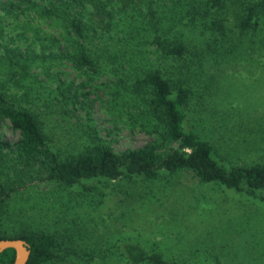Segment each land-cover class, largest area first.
<instances>
[{"label": "trees", "instance_id": "trees-1", "mask_svg": "<svg viewBox=\"0 0 264 264\" xmlns=\"http://www.w3.org/2000/svg\"><path fill=\"white\" fill-rule=\"evenodd\" d=\"M22 15L52 20L66 34L63 40L52 38L49 43L35 37L39 48L34 41L13 45L0 40V126L8 121L18 134L11 142L3 139L0 130V239L25 240L30 248L26 264H60L67 255L79 256L69 243L72 233L58 236L30 222L18 226L6 221L12 209L20 208L10 205L12 193L36 182L64 187L81 183L86 192L78 201L88 207L99 206L104 194L96 186L83 184L84 180L119 179L121 185L114 193L122 196L129 194L126 189L137 180L154 181L181 170L190 171L201 182H216L248 195L264 192L263 162L226 167L217 159L215 142L184 127L194 98L188 73L195 70L202 75L214 68L209 74L214 80L228 63L221 50L234 36L254 32L263 47L264 0H0V20H18ZM2 35L0 28V39ZM122 42L131 45L127 62L117 59L118 53L123 54L121 47L109 48ZM148 43L154 49L145 53L141 46ZM151 53L158 63L162 59L171 64V70L154 61L146 65ZM56 64L70 65L87 81L110 71L114 79L104 84L110 95L109 111L126 117L131 129L140 127L152 139L116 151L88 116L86 125L78 120L69 123L71 136L54 131L56 126H48L44 115L52 113L57 103L46 96L45 111L38 112L32 105L38 107L37 98L42 99L34 87L47 88L39 76L62 82L57 73L51 75ZM72 84L64 81L56 86L63 100L57 108L62 115L70 116L66 105L76 101L77 95L70 100L66 96ZM260 199L264 203V195ZM122 249L132 264H177L139 243H126ZM92 258L88 253L89 261ZM13 259L12 248L0 252V264H12Z\"/></svg>", "mask_w": 264, "mask_h": 264}, {"label": "rangeland", "instance_id": "rangeland-1", "mask_svg": "<svg viewBox=\"0 0 264 264\" xmlns=\"http://www.w3.org/2000/svg\"><path fill=\"white\" fill-rule=\"evenodd\" d=\"M155 9L161 12L159 7ZM0 28L2 42L32 45L34 41L36 48L40 45L37 36L49 43L66 35L52 20L25 15L18 20L2 18ZM234 37L221 50L228 63L223 71L216 72L214 80L209 78L214 68L202 75L195 70L188 73L194 98L184 121L188 131L215 142L217 159L226 167L264 163V46L260 47L259 35L254 32ZM126 43L109 47L114 51L122 48L123 54H117L122 62H127L131 49V45L124 46ZM141 49L146 53L154 46L148 43ZM148 55L146 65L154 61L158 66L168 65V70L173 67L162 59L158 63L152 53ZM54 73L62 82L39 76L48 89L35 86L42 99L37 98L38 107L32 105L38 112L45 111L46 96L57 103L52 113L44 115L48 126H56L54 131L71 136L69 123L78 120L86 125L88 116L116 151L136 148L152 139L140 127L131 129L126 117L118 118L109 111L110 95L104 84L114 79L110 71L89 81L70 65L56 64L51 67V75ZM64 81H73L67 100L77 95L74 103L66 105L70 116L57 109L63 100L60 102L56 86ZM0 130L4 140L18 138L8 121ZM36 183L12 193L10 205L20 208L12 209L6 221L18 226L30 222L58 236L72 233L69 243L79 256L67 255L60 264H132L122 249L126 243H139L143 249L162 253L177 264H264V203L260 199L264 192L248 195L216 182H201L190 171L181 170L154 181L137 180L126 189L129 194L122 196L114 193L121 185L119 179L84 180L83 184L96 186L104 194L99 206L88 207L78 201L86 192L81 183L71 187L48 181ZM88 253L94 257L90 261Z\"/></svg>", "mask_w": 264, "mask_h": 264}, {"label": "water", "instance_id": "water-1", "mask_svg": "<svg viewBox=\"0 0 264 264\" xmlns=\"http://www.w3.org/2000/svg\"><path fill=\"white\" fill-rule=\"evenodd\" d=\"M8 248H12L14 250V259L12 264H26L30 255V248L25 240L19 238L0 239V252Z\"/></svg>", "mask_w": 264, "mask_h": 264}]
</instances>
